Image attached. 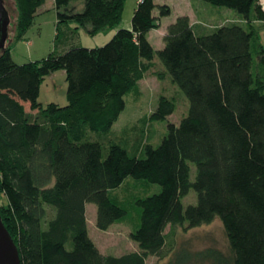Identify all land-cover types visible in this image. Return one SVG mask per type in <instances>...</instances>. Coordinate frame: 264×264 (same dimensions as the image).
Here are the masks:
<instances>
[{"label":"trees","instance_id":"16d2710c","mask_svg":"<svg viewBox=\"0 0 264 264\" xmlns=\"http://www.w3.org/2000/svg\"><path fill=\"white\" fill-rule=\"evenodd\" d=\"M70 1L54 0L55 45L63 24L96 33L122 19L125 0H84L81 11L68 9ZM205 1L235 11L238 21L208 30L179 15L156 49L148 34L171 8L138 0L131 28H119L103 46L70 45L22 64L12 59L10 45L1 48L0 216L21 264H147L149 256L160 264H264V43L254 25L264 20V7L262 0ZM13 2L19 39L44 0ZM58 69L66 74L67 104L43 106L41 84ZM149 75L180 88L187 114L167 124L156 146L144 129L133 143L108 139L125 95ZM175 95H160L148 119L171 115ZM92 132L105 135V157L103 140H92ZM127 177L161 190L135 201L137 250L103 254L89 236L86 203L97 207V227L108 229L127 214L120 197L110 194ZM191 189L197 202L184 207L181 199ZM215 218L226 250L174 248L175 227L186 231Z\"/></svg>","mask_w":264,"mask_h":264},{"label":"rangeland","instance_id":"374dc122","mask_svg":"<svg viewBox=\"0 0 264 264\" xmlns=\"http://www.w3.org/2000/svg\"><path fill=\"white\" fill-rule=\"evenodd\" d=\"M5 10L8 13V26L6 45H10L12 59L22 64L28 61L39 60L46 57L55 50L56 53L63 52L70 45L94 48L106 44L119 28H131V21L134 9L138 0H125L122 19L118 25L109 29L90 33L87 28H76V24L61 25L59 40L55 45L57 11L54 0H44L37 9L31 26L22 38L15 39L16 33L15 19L17 10L13 0H2ZM156 4H167L171 8V14L160 19V25L152 29L148 36L154 47L161 48L164 45L163 37L168 24L172 23L179 15H188L196 27L206 26L209 30L214 25L238 21V15L233 10L225 7L215 6L205 0H154ZM264 5V0H262ZM84 0H72L68 4V9L81 11ZM156 11V10H155ZM226 16V17H224ZM228 17V18H227ZM255 28L260 33L261 41L264 43V20L256 21ZM65 44H68L65 46ZM1 52V49H0ZM66 74L63 69L55 70L48 74L43 80L40 88L39 101L45 106L49 102H56L60 105L67 104ZM170 79V78H169ZM162 81L154 75H149L141 79L138 88L134 92L125 95L126 107L120 114L118 120L113 124L111 131L106 134L108 139L118 141L121 137H126L129 143L139 138L141 129H144L146 136L152 145L159 144L161 138L167 132L169 122L178 123L188 112V100L174 84L171 79ZM175 95L176 109L164 120H150V114L155 110L160 95ZM144 119V121L142 120ZM105 135L92 132V140H103ZM107 140H103V156L107 154ZM191 165V179L194 180L196 167ZM160 185L149 182L146 179H136L127 177L122 185L112 189L110 194L118 195L123 201L127 214L119 221L113 223L108 229L101 230L96 225V210L94 203H86V219L89 236L95 242L103 254L121 255L126 252L137 250V243L131 238V231L139 224V207L136 200L148 195L158 193ZM184 207L197 202V193L191 189L189 193L182 197ZM134 228V229H135ZM170 226L166 231H169ZM174 248L180 245L190 246L194 250L214 246L222 250L228 247L227 238L219 218H215L208 224H203L184 231L181 227H175L172 236ZM171 254V253H170ZM167 259V258H166ZM162 261L157 256H149L147 264H160Z\"/></svg>","mask_w":264,"mask_h":264},{"label":"water","instance_id":"95a60500","mask_svg":"<svg viewBox=\"0 0 264 264\" xmlns=\"http://www.w3.org/2000/svg\"><path fill=\"white\" fill-rule=\"evenodd\" d=\"M8 13L0 0V49L7 38ZM0 264H21L17 247L0 216Z\"/></svg>","mask_w":264,"mask_h":264},{"label":"crops","instance_id":"0c3cea01","mask_svg":"<svg viewBox=\"0 0 264 264\" xmlns=\"http://www.w3.org/2000/svg\"><path fill=\"white\" fill-rule=\"evenodd\" d=\"M191 22H192V20H191ZM192 23H193V22H192ZM24 105H25L26 110L29 111V110H30V105H29V103H24Z\"/></svg>","mask_w":264,"mask_h":264},{"label":"built area","instance_id":"2783aa9c","mask_svg":"<svg viewBox=\"0 0 264 264\" xmlns=\"http://www.w3.org/2000/svg\"><path fill=\"white\" fill-rule=\"evenodd\" d=\"M263 4V3H262ZM263 7H264V5H263Z\"/></svg>","mask_w":264,"mask_h":264}]
</instances>
